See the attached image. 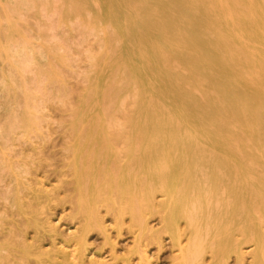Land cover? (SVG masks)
Returning <instances> with one entry per match:
<instances>
[{"label":"bare ground","instance_id":"6f19581e","mask_svg":"<svg viewBox=\"0 0 264 264\" xmlns=\"http://www.w3.org/2000/svg\"><path fill=\"white\" fill-rule=\"evenodd\" d=\"M31 1L36 9L52 4ZM71 1L79 14L92 12L87 24L96 33L109 23L118 42L109 61L118 66L93 61L90 175L75 172L86 226L116 182L133 220L155 207L158 193L161 230L178 238L183 220L188 239L180 264H195L207 251L220 264L245 242L255 245V264H264V0ZM8 4H17L0 0L10 22ZM4 33L1 54L20 69L26 52L13 47L15 26ZM116 67V83L101 77ZM106 87L118 114L131 98L130 127L102 105ZM34 119L28 108V127ZM115 137L126 146L121 155ZM75 139L77 162L83 146ZM111 160L116 178L102 167Z\"/></svg>","mask_w":264,"mask_h":264},{"label":"rangeland","instance_id":"374dc122","mask_svg":"<svg viewBox=\"0 0 264 264\" xmlns=\"http://www.w3.org/2000/svg\"><path fill=\"white\" fill-rule=\"evenodd\" d=\"M14 2L16 6H6L10 22L0 8V44L5 41L4 31L13 25V47L26 54L18 69L0 51V264H180V246L186 245L188 234L183 220L178 238L161 230L160 193L141 222L124 208L116 182L98 202L92 226H86L79 206L75 172L90 175L93 138L88 132L93 118L86 113L91 76L96 78L93 61L118 66L115 60L109 62L118 45L112 26L107 22V32L96 33L87 24L92 12L79 14L71 0H51V6L38 9L31 0ZM67 12H71L68 17ZM103 76L114 84L120 70H104ZM101 90L102 105L130 127L131 98L123 100L125 110L118 114L112 88ZM28 108L35 116L32 127L24 121ZM76 134L83 146L77 162L72 148ZM114 139L123 154V138ZM110 162L102 167L110 168L116 178L120 170L114 160ZM105 174L98 173L99 184ZM254 249L253 243L245 242L239 253L232 251L219 263L255 264ZM214 263L212 252L207 251L195 264Z\"/></svg>","mask_w":264,"mask_h":264}]
</instances>
